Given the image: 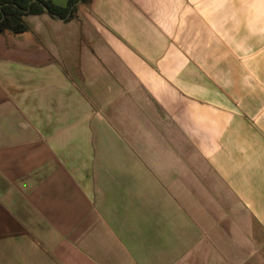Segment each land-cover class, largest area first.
Instances as JSON below:
<instances>
[{
  "label": "crops",
  "instance_id": "obj_1",
  "mask_svg": "<svg viewBox=\"0 0 264 264\" xmlns=\"http://www.w3.org/2000/svg\"><path fill=\"white\" fill-rule=\"evenodd\" d=\"M187 2L0 33V264H264V41L178 123L147 82Z\"/></svg>",
  "mask_w": 264,
  "mask_h": 264
},
{
  "label": "rangeland",
  "instance_id": "obj_2",
  "mask_svg": "<svg viewBox=\"0 0 264 264\" xmlns=\"http://www.w3.org/2000/svg\"><path fill=\"white\" fill-rule=\"evenodd\" d=\"M188 4L186 12L180 11L184 4L178 5L177 48L162 54V64L152 67L161 78H153L147 85L161 95L164 105L175 103L178 123L185 122V108L191 105L197 127L201 106L207 100L209 106H215L220 69L225 68L226 73L238 65L249 53L250 41H264V0H191V10ZM193 133L200 135L199 130Z\"/></svg>",
  "mask_w": 264,
  "mask_h": 264
},
{
  "label": "trees",
  "instance_id": "obj_3",
  "mask_svg": "<svg viewBox=\"0 0 264 264\" xmlns=\"http://www.w3.org/2000/svg\"><path fill=\"white\" fill-rule=\"evenodd\" d=\"M79 2L86 0H68L66 6L57 5L51 0H0V33L19 34L27 31V15L48 13L53 17L70 20L75 16Z\"/></svg>",
  "mask_w": 264,
  "mask_h": 264
},
{
  "label": "water",
  "instance_id": "obj_4",
  "mask_svg": "<svg viewBox=\"0 0 264 264\" xmlns=\"http://www.w3.org/2000/svg\"><path fill=\"white\" fill-rule=\"evenodd\" d=\"M46 9V11H48V9L47 8H45ZM61 19H63V18H61Z\"/></svg>",
  "mask_w": 264,
  "mask_h": 264
}]
</instances>
